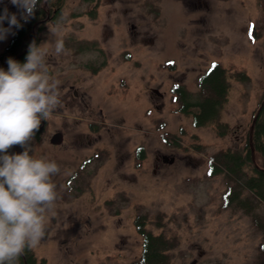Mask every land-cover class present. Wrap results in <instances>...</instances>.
<instances>
[{"label":"rangeland","instance_id":"1","mask_svg":"<svg viewBox=\"0 0 264 264\" xmlns=\"http://www.w3.org/2000/svg\"><path fill=\"white\" fill-rule=\"evenodd\" d=\"M5 6L19 18L10 0H0ZM53 26L68 50L47 61L62 107L44 121L30 155L55 160L63 174L36 256L46 264H131L142 247L134 219L144 213L146 228L177 237L169 264H262V233L241 211L221 208L224 179L205 171L211 153L245 139L263 94L264 0H64L38 46L52 41ZM11 36L0 40V51ZM75 41H94L102 53L76 51ZM101 60L93 73L89 66ZM168 61L173 67L162 66ZM211 61L226 69L230 85L219 118L228 124L223 135L214 123L194 126L170 92L173 83L196 92L197 75ZM237 71L248 79L237 80ZM57 131L62 142L52 144ZM163 132L175 137L165 141ZM23 151L16 145L8 154ZM88 159L81 173H90L89 188L64 198L66 179Z\"/></svg>","mask_w":264,"mask_h":264},{"label":"clouds","instance_id":"2","mask_svg":"<svg viewBox=\"0 0 264 264\" xmlns=\"http://www.w3.org/2000/svg\"><path fill=\"white\" fill-rule=\"evenodd\" d=\"M19 11L0 14V40L23 27L37 10L41 0H10ZM8 22L5 28L4 22ZM52 41L29 44L26 62L12 58L8 69L0 68V264H18L19 259L49 235L50 215H55L60 198L57 177L62 169L51 159L30 155L31 142L42 121L62 107L60 81L51 76L50 55H67L58 26L48 27ZM19 145L24 151L8 154Z\"/></svg>","mask_w":264,"mask_h":264},{"label":"trees","instance_id":"3","mask_svg":"<svg viewBox=\"0 0 264 264\" xmlns=\"http://www.w3.org/2000/svg\"><path fill=\"white\" fill-rule=\"evenodd\" d=\"M64 0H41L32 18L23 27H13L12 36L0 51V68L8 69L7 61L12 58L18 62H26L28 46L35 41L38 43L39 34L44 29L48 20H54L59 14ZM3 9L0 8V14ZM92 16L94 10L90 11ZM251 39L258 36L256 26L251 25L247 32ZM76 51L94 49L102 53L96 42L75 41ZM92 65V64H91ZM89 66L93 73L104 67L105 61ZM173 67V62L168 61L162 64L164 67ZM237 80H247L248 75L242 71L234 73ZM197 91H189L181 83H173L170 87L171 98L176 103V111L191 116L194 126H203L209 123L215 124V131L223 135L228 131V124L219 120L222 108L227 102L229 92V81L226 76V69L217 61H211L205 70L200 72L196 78ZM264 99L263 94L260 102ZM259 104L252 113V118L257 111ZM44 129V121L35 136L39 137ZM174 135L168 132L162 133V138L168 141ZM177 140H174L176 144ZM137 157L144 156L142 147L138 148ZM92 159V158H91ZM91 159L83 162L79 170L73 172L65 181L66 189L64 198L77 196L89 188V174L81 173V170ZM206 176L212 177L222 175L225 182V189L221 193V208L234 209L247 215L255 228L262 233L263 239L257 246L258 260L264 264V104L254 123L251 143L249 131L243 141L237 140L232 145L220 148L209 155L207 160ZM156 224H162V213L156 215ZM135 228L142 237L141 252L137 259L131 264H169L171 250L177 245L176 235H165L162 232L154 233L146 228L147 217L144 213L135 217ZM18 264H46L44 258H38L34 250L26 251L19 259Z\"/></svg>","mask_w":264,"mask_h":264},{"label":"water","instance_id":"4","mask_svg":"<svg viewBox=\"0 0 264 264\" xmlns=\"http://www.w3.org/2000/svg\"><path fill=\"white\" fill-rule=\"evenodd\" d=\"M154 92L156 93V90L155 89H154ZM263 104H264V99L260 102L259 107H258L256 113L254 114L253 119H252V122L250 124V127H249V139H250V143H251L252 129H253L254 123H255V121L257 119V116H258V114H259V112H260ZM49 140H50V142L52 144H60L62 142V133L59 132V131L53 133ZM171 161H172V159L169 160V162H171Z\"/></svg>","mask_w":264,"mask_h":264}]
</instances>
